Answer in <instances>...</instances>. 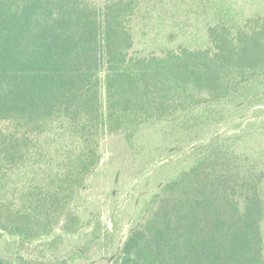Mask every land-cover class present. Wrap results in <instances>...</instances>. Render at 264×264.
Instances as JSON below:
<instances>
[{
	"label": "trees",
	"instance_id": "1",
	"mask_svg": "<svg viewBox=\"0 0 264 264\" xmlns=\"http://www.w3.org/2000/svg\"><path fill=\"white\" fill-rule=\"evenodd\" d=\"M171 1L0 0V264L108 250L77 209L106 135L153 182L111 264H264V12ZM154 18L169 45L201 20L207 46L134 52Z\"/></svg>",
	"mask_w": 264,
	"mask_h": 264
},
{
	"label": "rangeland",
	"instance_id": "2",
	"mask_svg": "<svg viewBox=\"0 0 264 264\" xmlns=\"http://www.w3.org/2000/svg\"><path fill=\"white\" fill-rule=\"evenodd\" d=\"M101 1V0H95ZM239 13L249 15L264 12V0H239L236 4ZM178 6L184 13V9L190 6L189 0L171 1L169 7ZM162 20V18H160ZM156 20L149 22L146 28L136 26L135 44L133 51L140 55L160 53L161 49L168 46L175 47L178 42H183L192 48H204L207 46L205 25L201 20L192 22L184 35L175 44L169 45L165 35L170 29L171 21ZM173 29V28H172ZM264 138V132H262ZM141 142L128 144L121 135H106L101 141V161L95 176L88 182V186L81 193L84 200L77 204L79 215L82 219L100 216L101 226L110 235L108 250L97 253L91 261H74L69 264H111L115 252V245L125 237L137 199L152 188L150 176L142 173L145 169L143 158L135 153ZM137 155V157L135 156ZM159 177L160 174H157ZM155 176V179L157 178ZM112 217L115 225L112 224ZM264 236V223H263ZM3 247L0 245V250Z\"/></svg>",
	"mask_w": 264,
	"mask_h": 264
}]
</instances>
